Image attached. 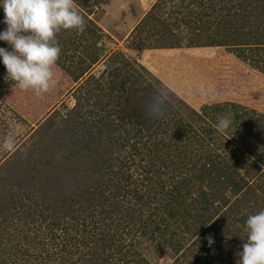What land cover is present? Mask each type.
Instances as JSON below:
<instances>
[{
    "label": "rangeland",
    "instance_id": "obj_1",
    "mask_svg": "<svg viewBox=\"0 0 264 264\" xmlns=\"http://www.w3.org/2000/svg\"><path fill=\"white\" fill-rule=\"evenodd\" d=\"M73 2L84 18L85 28L83 32L61 29L55 33L61 51L53 67L57 80L54 88L41 96H36L30 89L22 90L16 82L5 78L6 69L0 63V264H24V248L21 247L18 253L20 245H16L27 244L29 239L32 243L29 248L27 244L28 251L46 257L45 264H91L87 259L97 253V238L101 233L107 234L109 241V236L115 232L116 243L122 239L127 242L135 216L141 214L136 199L128 191L132 185L139 188V184L159 190L155 191L154 198L159 204L167 202L165 211L170 207L176 211L180 207L177 217H164L170 227V232L165 235L167 244H158L162 241L158 235L148 240L137 233L141 245L133 246L124 259L121 254L113 253L109 264H138L141 259L146 264H236V254L247 238L245 220L248 215L264 209V46L244 51L227 46L202 47L200 50H197L199 47L153 49L150 46H168L174 42L161 39L167 35L164 31L156 32L159 25L156 18L173 23V31L182 43L219 39L222 31L217 32L215 28L221 19L209 18L211 28L208 30L203 22L195 27L182 24L179 28L181 17L188 21L189 10L186 11L188 14L183 11V16L184 13L177 12L168 0ZM198 4L193 9L190 5L191 11L197 13L201 8L219 11L225 6L219 0H200ZM2 18L0 9V20ZM3 27L0 24V29ZM81 39L84 40L80 43ZM133 43L137 49L129 48ZM0 47L7 45L0 41ZM95 56L96 61L91 64V58ZM194 56L198 61L193 68L198 74L189 78L196 83L185 82L183 90H177L172 82L160 76L172 72L182 60L195 61ZM85 62L90 65L85 66ZM147 63L154 65L155 71ZM186 68L175 72L181 76ZM108 73L110 75L105 77ZM109 85L115 90L108 89ZM97 86L102 89L103 98L99 97V90H94ZM164 87L171 95L164 100V107L171 103L175 108V102L178 105L181 99L188 106L180 107L184 112L181 115L188 120L187 114L193 109L204 119L203 123L197 121L193 125L199 132L201 145L192 135L182 134L180 124L174 125L178 115H174L172 124L169 121L171 115L151 118L148 124L137 123L142 121L140 116H147L149 103L146 98H163ZM112 100L120 101L124 111L118 109L113 111L114 114H107L103 110L104 104ZM226 113L231 115L233 124L222 134L214 125L218 116ZM124 120V126L118 130V134L127 133L121 136L125 150L120 152V158L128 165L121 169L119 163H114L109 172L120 168L123 178L131 180L127 181L129 184L126 182L128 189L119 184L115 192L113 175L104 173L101 179L95 174L98 169L91 163L94 161H89L90 147L83 138L99 121L110 127L113 122L116 125L118 121L120 125ZM206 121L211 124L207 129L213 128L217 132L216 135L213 133L215 138L210 143L217 141L219 161H228L240 173L248 174L244 187L253 188V193L248 192L241 198L223 191L221 195L226 204L200 228L190 216L180 215L199 209V183L192 180L191 185L181 187L180 193L174 191V199L167 191L174 189L172 187L184 176L193 173L190 160L199 153L198 149L208 150L205 144L209 141L203 142L204 136L207 139L203 129L208 126ZM133 133L139 136L133 138ZM131 146H137L140 154H134ZM129 150L137 163L138 177ZM180 151L188 153L189 162L174 157L170 162L178 167L173 168L167 159L172 154L180 157ZM96 156L102 164L108 152L97 151ZM161 159H166L164 163L168 165H163ZM22 172L25 174L21 175ZM61 182L76 188L74 197L81 204L74 206L75 219L60 210L62 203L57 199V188H62ZM87 192L94 193L99 198L98 203ZM118 205L121 210L120 207L115 209ZM103 209L110 211L107 221L111 224L100 225L98 219L103 218L99 215ZM227 215L225 225L214 232L213 223ZM64 225L68 226L66 231H62ZM209 234L214 238L211 246L206 239ZM196 240L204 241L201 249L195 245ZM93 246L96 249L92 255ZM119 247L125 251L126 246Z\"/></svg>",
    "mask_w": 264,
    "mask_h": 264
},
{
    "label": "trees",
    "instance_id": "obj_2",
    "mask_svg": "<svg viewBox=\"0 0 264 264\" xmlns=\"http://www.w3.org/2000/svg\"><path fill=\"white\" fill-rule=\"evenodd\" d=\"M198 1L200 0H168V4L172 3L173 7H176L177 12L180 14L184 13L183 11H188V21L186 19L180 18L179 22V28L182 26V24H186L187 26L189 24L193 25L195 27L196 24H200L201 22L204 23L205 29L211 28L210 25L208 26L210 20L209 18L214 17L215 19H221L220 22H217L218 26L215 28V31H222V33L219 36V39H213L212 41H206V42H179V38L177 35V32L174 33V25L166 23L163 19L159 21V18H156V21H158V31H164V33L167 35V37L161 38L163 40H168L171 41L173 40L174 42L169 43L168 46H150L151 48H189V47H199L197 50L203 49L202 47H205V49H209L211 47L215 46H227L226 48L233 49V50H242L244 49H257L260 48L261 46L263 47L264 45V0H219V2L225 3V6H222L219 11L217 9L214 10L213 8L211 9V12L206 11L207 9L201 8L200 12L194 13L191 11L189 8L190 5H192V9L195 8V4L199 6ZM154 6L151 7L153 9ZM149 14V13H148ZM148 16V15H147ZM185 16V13L183 14ZM203 18H206V20H203ZM148 19V17L146 18ZM178 20V19H177ZM215 21V20H214ZM188 22V23H187ZM212 22V21H211ZM137 27V26H136ZM136 27L134 30H136ZM163 27V28H161ZM178 28V29H179ZM203 31V29H201ZM151 32H153L150 29ZM181 31V30H180ZM88 31L85 30V33ZM141 32V31H140ZM138 32V33H140ZM70 32H68V35ZM90 35V34H89ZM193 35V34H192ZM185 38V37H184ZM176 39V40H175ZM190 39V38H188ZM195 39V38H193ZM81 39L80 43L82 42ZM160 40V41H163ZM188 41V40H186ZM74 43V42H72ZM141 46V45H140ZM129 48H134L137 49L138 46H136L134 43L131 44ZM231 51V50H230ZM197 54V51L195 52ZM258 54H256L257 56ZM255 56V57H256ZM195 61L194 60H182L177 68L174 66L172 69V72L166 73L165 76H163L160 72V76L167 81L172 82L171 85L174 86L177 90L182 89V85L185 82H192L189 77L190 76H196L198 72L196 71L195 68H193L194 64L197 59L196 56ZM200 57V56H199ZM242 57V56H241ZM254 57V56H253ZM96 56L91 58V64L96 61ZM201 58H205L201 56ZM185 64L187 66H182ZM90 64H87L85 62V66H89ZM3 66V65H2ZM186 68V71L183 75L178 76L175 70L179 71ZM254 68V67H253ZM103 73V72H102ZM100 74V77L102 75ZM139 74V73H138ZM110 75L109 73L105 75V77H108ZM118 75V74H117ZM140 75V74H139ZM104 77V78H105ZM195 82V81H193ZM196 83V82H195ZM111 88V86H108V89ZM94 90H99V87H95ZM111 90H115V88H111ZM102 89L99 90V97L103 98L104 95L101 94ZM96 94V95H95ZM95 97L97 96V93H94ZM106 96V95H105ZM160 96V95H158ZM98 97V96H97ZM107 97V96H106ZM157 97L154 98H146V102H148L150 105L153 101H155ZM108 100V99H107ZM181 100V99H180ZM178 100L179 104L177 105L175 102V108L169 107L164 115H167L168 117L171 115L173 116L171 119H169L170 123H173L174 115H178L177 121L174 122V125L180 124L182 128V134L185 136L192 135L193 140L199 141L198 138V133L197 128H194L193 125L195 122H200L203 123L204 119L201 117V115L196 112L195 110L191 109V113L187 114L189 117L188 120L185 116L181 115L184 113L181 111L180 107H188L187 104L183 101L181 102ZM122 103L120 101H106L101 108L107 113L111 114L113 111H117L120 109L119 112H123L124 110L120 107ZM170 104L166 105L165 108H167ZM242 111V109H240ZM113 112V114H114ZM118 112V113H119ZM147 114V116H142L139 117L141 118L142 121L138 120V124L145 123L148 124L149 121L151 120V117ZM117 120V117H116ZM130 120L128 121L129 124ZM208 126L203 128L204 129V134H207V139H205V136L203 137V142L206 140L209 141L208 144L206 145V148L208 150L202 151L200 149L199 153L197 155H193L192 161L190 160L191 167L190 169L193 170V173L191 175H186L183 177V179L180 182H177L169 191H167V194L169 197L172 199L176 198V195L173 193L174 191L180 193L182 190L181 187H187L188 185L192 184L193 181H197L199 183L197 192L199 193L200 198H198V203L200 204L199 209H194L191 213H185L183 212L180 214L181 216H190V218L194 219V222L199 226L200 228L204 227L206 223L211 220V218L215 217L217 215V210L219 208H222L226 204L225 198L221 195L223 191H229L233 193L234 195H240L241 198H244L248 192L253 193V188H248L245 189L244 185L247 183V176L248 174H243L240 173V170L236 168L234 165H229L228 161L224 162L219 161L220 154L216 152L219 148V146H216V142L214 141L210 143L215 137L213 136V133L216 135L217 132L215 129H207L210 127V123L206 121ZM125 120L118 125V121L116 122V125H114V122L112 125L109 127V125L106 126V124L103 121L97 122L94 126H92L93 130H89L88 133H86L84 139V143L89 144L90 150H89V161H94L91 162L96 170L98 171L95 172L101 179L104 178V173L107 175H113L114 177V189L115 192L118 189V185L120 184L121 187L128 189L129 182L131 179L129 178H123V173L121 172L122 167H126L128 165V162L125 160H122L120 158V152L122 150H125V144L124 140L121 138V136H126L127 133L126 131H123L122 133L118 134V130H120L124 126ZM205 125V124H204ZM109 128H112V131H110ZM129 133V130H128ZM139 134L133 133L131 137H138ZM230 141V140H229ZM202 142V140L199 141ZM201 145V144H200ZM217 147V148H216ZM132 151L134 154H140L138 153V147L137 146H131ZM199 148V147H198ZM97 151L101 153L108 152V156L104 158V161L101 163L100 159H97ZM178 152V151H176ZM175 152V153H176ZM129 157L133 158L132 162L135 164V171H136V176L138 175V167L137 163L134 161V156L131 154L129 150ZM176 159H181L182 161H187L188 160V153L185 151H180V157H178V154L174 156V154L169 156V159H167L169 162L173 158ZM187 157V159H185ZM128 158V159H130ZM165 160L161 159L162 164L168 165L164 163ZM189 162V160H188ZM114 163H119L120 168L116 172H109L110 169H112V165ZM193 163V164H192ZM170 165L175 168L178 167L177 165H172L170 162ZM256 168V167H255ZM254 166H251V171H253ZM24 171V170H19V172ZM26 172V170L24 171ZM22 172L21 175H24L25 173ZM264 175V171L262 172ZM250 176V175H249ZM138 177V176H137ZM136 179V178H135ZM147 180V179H146ZM135 181V180H134ZM127 182V184H126ZM62 183V182H61ZM203 184H206V190L203 188ZM127 185V187H126ZM62 188H57V192L59 193L57 195V199H60V202L62 205L60 206V210L64 211L63 213L71 214V218L75 219L76 217L74 216L75 208L74 206L76 205L77 207L80 206V202L76 197H74L77 193L74 192L76 189L74 186H70L66 183H62ZM125 186V187H124ZM161 188H163V184H160ZM186 190V188H185ZM155 191H159L158 189ZM155 191L152 190L149 186H143V184L138 185H132L128 191L130 195H132L133 198L136 199L138 205H139V210L141 211V214L137 213L135 216V221L134 225L132 226V230L127 234V242H125V239L120 240L119 242L116 243V241L113 239L115 232L112 233L109 236V241L108 235L101 233L99 237L97 238V241L99 242L97 245H99L97 253L93 255L95 252L96 246H93L94 250L92 252L93 258L90 259L88 258L87 260L91 264H109L112 261V256L113 253L115 254H121V258L124 259L126 256H129V254L126 255L127 251L132 249L133 246H140L141 243L137 241V236L139 235L140 237L144 238L146 237L148 240L150 238H154L156 235H158L160 238H162L161 242H158V244L163 243L167 244V240L165 235L170 232L169 231V224H167L165 221L164 217H177L176 214H178V210H174L173 208H169L168 210L165 211V209L168 207L166 204V198L163 197L164 201L166 202L165 204H159L158 201L155 200ZM162 193L164 192L163 189H161ZM52 192H56V190H52ZM114 193V191H113ZM89 197H91L95 202L98 203L99 198L96 197L94 193H88ZM86 195V193H85ZM150 196V198H149ZM240 199V198H239ZM238 199V200H239ZM200 200V201H199ZM237 200V201H238ZM83 205V204H82ZM81 205V207H82ZM120 205L115 206V209L118 210ZM104 208V207H102ZM122 207H120V210ZM198 211V212H196ZM3 213H5V209L3 210ZM110 211H105L104 209L100 212L99 215H103V218L98 219L102 224L100 225H108L111 224L110 222L107 221L108 219V214ZM10 215V213H8ZM168 214V215H165ZM139 217V218H138ZM228 218L224 216V219H218L215 223H213L214 227V232L219 229V227L224 226L226 223V219ZM246 221V220H245ZM244 222V221H243ZM83 223V222H82ZM95 224H98L95 222ZM224 224V225H223ZM245 225V222H244ZM67 225H64L62 228V231L67 230ZM71 228V227H70ZM138 233V235H136ZM136 235V236H135ZM135 236V237H134ZM223 236V235H221ZM25 238V236H24ZM26 239V238H25ZM166 240V241H165ZM172 240V239H171ZM170 240V241H171ZM108 241V243H106ZM28 244L32 243V239H29V241H26ZM115 242V243H113ZM223 242V241H222ZM195 245L201 249V247L204 245V241H199L196 240L194 242ZM27 244H17L16 246L20 245L18 248V253L21 250V247L24 248V264H45L46 257H42L40 253L38 254H33V252L28 251ZM119 246H126L125 251H123ZM92 248V249H93ZM180 248V246H179ZM111 251V252H110ZM178 252V250H177ZM91 257V256H90ZM95 261V262H94ZM62 263V262H61ZM138 264H146L145 260L141 259Z\"/></svg>",
    "mask_w": 264,
    "mask_h": 264
},
{
    "label": "clouds",
    "instance_id": "obj_3",
    "mask_svg": "<svg viewBox=\"0 0 264 264\" xmlns=\"http://www.w3.org/2000/svg\"><path fill=\"white\" fill-rule=\"evenodd\" d=\"M3 18L0 24V63L6 69L5 78L16 82L22 90H32L36 96L49 92L57 84L53 67L60 55L55 33L61 29L83 32L85 21L73 0H0ZM163 98H157L146 109L151 118H161L166 110L164 100L170 91L164 87ZM233 124L230 114L218 116L214 127L225 133ZM247 238L237 252L236 264H264V209L248 215L245 221ZM211 246L214 238L207 237Z\"/></svg>",
    "mask_w": 264,
    "mask_h": 264
},
{
    "label": "crops",
    "instance_id": "obj_4",
    "mask_svg": "<svg viewBox=\"0 0 264 264\" xmlns=\"http://www.w3.org/2000/svg\"><path fill=\"white\" fill-rule=\"evenodd\" d=\"M154 59H155V57H154ZM147 66H148L149 68H151V70H154V71H155V68H156V67H155L154 65H152V64L149 65V64L147 63Z\"/></svg>",
    "mask_w": 264,
    "mask_h": 264
}]
</instances>
